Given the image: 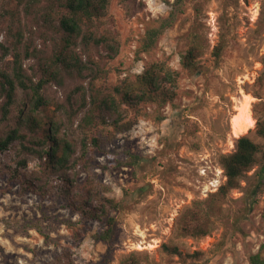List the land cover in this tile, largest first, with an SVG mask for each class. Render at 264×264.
I'll return each mask as SVG.
<instances>
[{
	"label": "rangeland",
	"instance_id": "374dc122",
	"mask_svg": "<svg viewBox=\"0 0 264 264\" xmlns=\"http://www.w3.org/2000/svg\"><path fill=\"white\" fill-rule=\"evenodd\" d=\"M168 1L176 0H137L129 15L120 0H111L101 29L116 33L120 52L106 59L96 47L92 56L105 69L95 81L107 87L134 80L153 62L167 61L180 71L173 101L143 104L132 129L114 137L96 130L100 148H90L83 157L79 121L92 71L44 89L46 115L58 121L60 136L76 147L78 162L71 161L74 168L68 169L77 180L74 193L90 191L94 200L101 195L119 202L109 212L114 218L109 238L99 236L109 228L108 217L78 212L62 193V172L49 166L39 130L28 149L16 145L0 151V264H250L251 254L259 251L264 258L261 160L237 188L222 189L227 181L222 157L236 150L237 139L248 135L264 147L256 133L258 118L264 119V0H182L175 23L143 50L147 30L168 17ZM14 7V1L0 0L5 46H11L13 16L2 15ZM25 32L38 52L52 49L30 15ZM191 46L200 50L196 69L181 64ZM11 60L0 48V67ZM25 67L40 79L37 58L27 59ZM29 97L18 91L0 134L15 125ZM244 110H250L255 125L235 136L232 122ZM44 114L40 119L46 121ZM125 151L140 156L139 162L111 167ZM20 159L27 160L26 168ZM26 179L45 187V194L28 189Z\"/></svg>",
	"mask_w": 264,
	"mask_h": 264
},
{
	"label": "trees",
	"instance_id": "16d2710c",
	"mask_svg": "<svg viewBox=\"0 0 264 264\" xmlns=\"http://www.w3.org/2000/svg\"><path fill=\"white\" fill-rule=\"evenodd\" d=\"M10 1H14L15 7L2 15L6 19L9 17L10 20L13 16V26L9 30L12 33L8 34L11 46H5L0 42V48L5 49L6 54L12 57L10 65L0 67V126L3 121L8 120L19 90L26 92L30 97L15 125L0 134V151H9L16 145L28 149V144L35 142L32 137L41 130L40 141L46 146L47 162L49 166L62 172L60 179L63 182L59 187L62 193L69 197L78 212L96 219L108 217L111 210L119 207V202L114 198L97 195L94 200L90 191L74 193L77 180L75 176L68 174V169L73 167L71 161L78 162L75 158L76 147L71 140L60 136L58 121L46 115L49 102L44 89L50 82L62 84L67 77L83 78L86 71H92V79L83 96L84 112L79 121V128L83 133L82 156L87 157L90 148H100V137L95 134L96 130L101 129L103 133L114 137L119 132L132 129L139 119L138 112L143 104L156 102L166 104L173 101L179 87L180 71L167 61L161 60L146 66L134 80L124 78L110 87L98 85L95 80L105 75V69L100 60L92 56L93 49L101 47L104 51L101 57L106 59H113L120 52V40L116 33L101 29L102 21L108 15L111 0ZM120 2L127 14L135 13L137 0ZM181 2L182 0L173 3L168 1L171 6L168 17L162 19L158 26L147 30L143 39V50L152 48L166 29L175 23L182 11L178 7ZM16 15L18 17L15 21ZM29 15L37 27L47 35L45 44L48 46V41L53 44L50 51L48 49L38 52L37 48L31 46L25 32ZM81 52H86L87 57L84 58ZM199 55V48L191 46L182 55V66L186 69H196ZM217 55H220L219 50ZM31 58L39 60L41 77L38 81L25 67V61ZM44 111L45 118H48L46 121L40 119ZM131 111H135V114L128 117ZM256 133L264 138L262 118L257 120ZM139 160L140 156L125 151L123 158L113 160L110 165L113 168L132 167ZM260 160L258 184L264 189V147L254 142L248 135H241L237 139L236 150L222 157L227 177L222 189L237 188L241 177ZM18 164L26 168L27 160L20 159ZM25 183L28 189L39 191L43 195L47 191L45 187L37 186L30 179H26ZM107 221L109 228L99 234L102 239L109 238L114 218L108 217ZM250 264H264L260 251L251 254Z\"/></svg>",
	"mask_w": 264,
	"mask_h": 264
},
{
	"label": "bare ground",
	"instance_id": "6f19581e",
	"mask_svg": "<svg viewBox=\"0 0 264 264\" xmlns=\"http://www.w3.org/2000/svg\"><path fill=\"white\" fill-rule=\"evenodd\" d=\"M255 119L251 115L250 110H244L242 115L238 118H235L232 122V132L235 136H240L244 134L249 129L254 127Z\"/></svg>",
	"mask_w": 264,
	"mask_h": 264
}]
</instances>
